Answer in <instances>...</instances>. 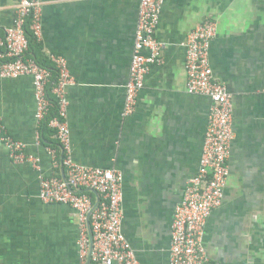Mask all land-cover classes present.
Masks as SVG:
<instances>
[{
    "label": "crops",
    "instance_id": "crops-1",
    "mask_svg": "<svg viewBox=\"0 0 264 264\" xmlns=\"http://www.w3.org/2000/svg\"><path fill=\"white\" fill-rule=\"evenodd\" d=\"M38 3L42 31L28 56L49 65L51 54L66 58L74 78L67 88L72 157L123 175L122 229L141 264H169L175 208L199 170L212 101L187 91L184 44L201 23L217 22L210 63L232 96L235 136L204 251L207 264H264V0H165L156 30L161 62L146 74L129 117L123 110L140 0ZM17 4L0 0L1 28L13 25ZM36 107L33 77L0 70V120L51 176L48 149L61 150L50 128L37 144ZM39 176L0 140V264H85L76 212L43 202Z\"/></svg>",
    "mask_w": 264,
    "mask_h": 264
},
{
    "label": "built area",
    "instance_id": "built-area-1",
    "mask_svg": "<svg viewBox=\"0 0 264 264\" xmlns=\"http://www.w3.org/2000/svg\"><path fill=\"white\" fill-rule=\"evenodd\" d=\"M165 0H140L130 78L126 87L123 116H131L145 77L153 64L161 62L162 43L156 37ZM217 22L206 20L188 36L185 71L187 91L206 95L212 103L208 115L198 172L189 180L176 205L172 224L170 264H207L203 230L213 209L222 203L229 177L228 158L235 132L234 103L224 85L214 80L210 45ZM28 28L41 36L38 0H18L13 25L0 27V70L4 77H33L36 91L37 144L45 129L54 130L59 148L49 147L54 174L44 175L39 158L27 152L24 142L14 138L0 120V140L16 163L31 162L40 171V198L45 203L71 207L78 216V248L83 263L141 264L122 229L123 175L115 169L80 165L72 157L71 129L67 120V88L74 82L62 55L49 56L44 66L29 57ZM148 52V53H146ZM57 170V171H56Z\"/></svg>",
    "mask_w": 264,
    "mask_h": 264
},
{
    "label": "trees",
    "instance_id": "trees-1",
    "mask_svg": "<svg viewBox=\"0 0 264 264\" xmlns=\"http://www.w3.org/2000/svg\"><path fill=\"white\" fill-rule=\"evenodd\" d=\"M28 38H29V41H30V50H32L33 48L36 47V45H38V39L37 37L33 34V32L31 31L30 28H28ZM38 47V46H37ZM29 50V51H30ZM37 60V58H35ZM40 64L44 65V66H50L49 64L47 63H43L41 60H37ZM49 129V128H47ZM46 129V130H47ZM61 155V154H60Z\"/></svg>",
    "mask_w": 264,
    "mask_h": 264
},
{
    "label": "water",
    "instance_id": "water-1",
    "mask_svg": "<svg viewBox=\"0 0 264 264\" xmlns=\"http://www.w3.org/2000/svg\"><path fill=\"white\" fill-rule=\"evenodd\" d=\"M175 213V212H174ZM173 219H174V217H173ZM172 224H173V221H172ZM130 241V240H129ZM169 264H170V262H169Z\"/></svg>",
    "mask_w": 264,
    "mask_h": 264
}]
</instances>
